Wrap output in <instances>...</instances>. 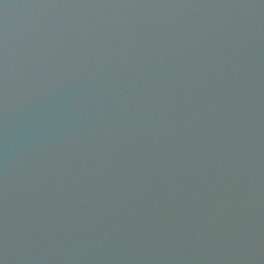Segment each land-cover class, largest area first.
Here are the masks:
<instances>
[{"label":"water","instance_id":"95a60500","mask_svg":"<svg viewBox=\"0 0 264 264\" xmlns=\"http://www.w3.org/2000/svg\"><path fill=\"white\" fill-rule=\"evenodd\" d=\"M0 264H264V0H0Z\"/></svg>","mask_w":264,"mask_h":264}]
</instances>
